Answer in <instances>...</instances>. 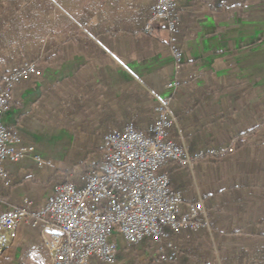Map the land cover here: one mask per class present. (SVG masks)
Here are the masks:
<instances>
[{
  "label": "crops",
  "instance_id": "1",
  "mask_svg": "<svg viewBox=\"0 0 264 264\" xmlns=\"http://www.w3.org/2000/svg\"><path fill=\"white\" fill-rule=\"evenodd\" d=\"M48 1L49 19L71 23H62L61 57L18 83L1 114L21 145L33 146L5 161L1 195L10 204H41L55 186L37 202L39 176L66 169L86 150L90 160L103 134L128 121L148 131L158 99L167 98L175 117L169 136L190 154L216 152L166 167L184 201L201 200L207 210L208 227L191 233L190 264H264V0H178L179 71L165 22H154L152 36L142 30L152 0ZM190 73L188 84L169 85ZM23 186L30 194L20 193ZM22 227L34 235L21 225L13 241Z\"/></svg>",
  "mask_w": 264,
  "mask_h": 264
},
{
  "label": "built area",
  "instance_id": "2",
  "mask_svg": "<svg viewBox=\"0 0 264 264\" xmlns=\"http://www.w3.org/2000/svg\"><path fill=\"white\" fill-rule=\"evenodd\" d=\"M143 31L150 34L154 22L163 20L170 34L168 49L181 69L183 50L177 45L178 0H152ZM41 70L34 62L13 67L0 81V181L8 183L5 161H18L33 151L21 145L15 130L7 128L1 114L11 102L15 86ZM190 73L169 83L186 85ZM175 123L167 98L158 99L148 131L126 122L103 136L102 150L78 174L76 182L57 184L41 204H10L0 193V250L12 243L19 226L39 229L46 250L44 264H115L118 246L115 234L127 246L148 240L154 247L151 260L161 264L176 258L178 245L172 234L196 232L208 227L207 210L201 200L187 203L180 190L170 185V163L191 166L215 151L190 154L170 136ZM41 166L47 162L34 156ZM3 207V208H2Z\"/></svg>",
  "mask_w": 264,
  "mask_h": 264
},
{
  "label": "trees",
  "instance_id": "3",
  "mask_svg": "<svg viewBox=\"0 0 264 264\" xmlns=\"http://www.w3.org/2000/svg\"><path fill=\"white\" fill-rule=\"evenodd\" d=\"M18 7H22L23 10L20 14H15L14 10ZM3 8L4 10L0 14V66H4L7 63V68L1 71L3 67H0V81L13 67L20 66L24 62H34L42 71L43 67L54 63L61 57L59 47L61 41V27L62 23L67 22L68 19L61 15L49 19L48 12L52 9L50 1L8 0L3 3ZM68 23H71V21H68ZM145 34L152 36L154 35V30H152L150 34ZM113 130L116 129L106 131L103 136ZM103 136L101 137L102 140ZM238 141H240V139H237L235 148L238 147ZM94 149L96 150L95 154L99 153L102 150V144H96ZM89 152L90 150H86L81 154L79 153L78 155L80 158L70 160L69 166L64 169L63 172L67 175L75 168H78L80 172L83 171L87 167L89 161L87 158ZM77 180L78 175L75 179L67 181L76 182ZM31 229L35 230L33 235L35 241L25 242L20 246V255L17 264H25L27 255L34 249L44 252L39 229ZM191 233L192 232L189 231H183L179 234H172V240L178 245L176 258L173 261L163 262L161 264H190L189 248ZM147 243L150 244L148 240H145L139 244L145 245ZM151 264L157 263L152 262Z\"/></svg>",
  "mask_w": 264,
  "mask_h": 264
},
{
  "label": "rangeland",
  "instance_id": "4",
  "mask_svg": "<svg viewBox=\"0 0 264 264\" xmlns=\"http://www.w3.org/2000/svg\"><path fill=\"white\" fill-rule=\"evenodd\" d=\"M4 66H0L3 67L1 68V71L7 68V63ZM95 155H98V153H96ZM79 172L80 170L78 168H75L70 172V174L67 175L65 174V172H63V170L58 171L57 173L55 172L56 174H51L50 177L49 174H43L39 176L37 180L36 184H38V186H35L33 184L36 189H32L31 193L33 197L36 198L37 202H40L51 192L54 186L64 181L75 179ZM22 188L23 189L20 192L22 195L30 194L29 191L31 188L26 186H23ZM23 233L25 234V236ZM20 235L21 236L18 238V240L12 241L10 245H8L3 250H0V264H17V260L20 255V246L25 242L35 241L34 236L32 235V237H30V234L27 233V228L25 227H22ZM115 238L118 246V252L122 253V251H128L126 256L122 258L123 264H151L153 262L151 260L154 253V247L152 245L147 243L145 245L137 244L133 246H127L122 235L115 234ZM42 247L44 249V252L34 249L27 255L25 264H44L46 261V250L43 243Z\"/></svg>",
  "mask_w": 264,
  "mask_h": 264
}]
</instances>
